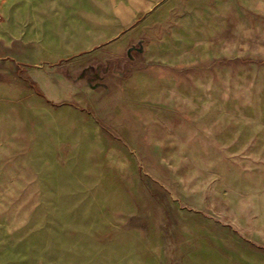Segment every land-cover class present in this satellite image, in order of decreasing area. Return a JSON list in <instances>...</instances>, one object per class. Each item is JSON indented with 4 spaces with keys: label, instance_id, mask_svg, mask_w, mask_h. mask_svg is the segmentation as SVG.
I'll use <instances>...</instances> for the list:
<instances>
[{
    "label": "rangeland",
    "instance_id": "obj_1",
    "mask_svg": "<svg viewBox=\"0 0 264 264\" xmlns=\"http://www.w3.org/2000/svg\"><path fill=\"white\" fill-rule=\"evenodd\" d=\"M109 67L127 91L88 78L96 110L1 79L0 264H219L233 236L246 243L247 207L231 195L244 193L242 157L264 152L246 137L264 95L247 92L251 76L197 73L172 93L161 64L142 66L137 94L140 64Z\"/></svg>",
    "mask_w": 264,
    "mask_h": 264
},
{
    "label": "crops",
    "instance_id": "obj_2",
    "mask_svg": "<svg viewBox=\"0 0 264 264\" xmlns=\"http://www.w3.org/2000/svg\"><path fill=\"white\" fill-rule=\"evenodd\" d=\"M127 60L141 65L129 75L137 94L148 78L142 66L161 64L169 68L165 85L172 93L189 88L179 90L177 76L197 73V79L251 76L247 92L259 88L264 95V0H0V85L2 78L10 79L6 86L21 80L49 101L70 94L81 108L96 110L88 78L124 94L128 83L109 65ZM257 127L246 137L264 142V121ZM242 158L244 193L233 192L231 200L247 207L238 220L246 224V243L233 236L219 264H264V152Z\"/></svg>",
    "mask_w": 264,
    "mask_h": 264
},
{
    "label": "built area",
    "instance_id": "obj_3",
    "mask_svg": "<svg viewBox=\"0 0 264 264\" xmlns=\"http://www.w3.org/2000/svg\"><path fill=\"white\" fill-rule=\"evenodd\" d=\"M138 48H140V46H139ZM134 49H135V48H133V47H132V48H130L129 52H130V51H132V50H134ZM140 49H141V48H140Z\"/></svg>",
    "mask_w": 264,
    "mask_h": 264
}]
</instances>
